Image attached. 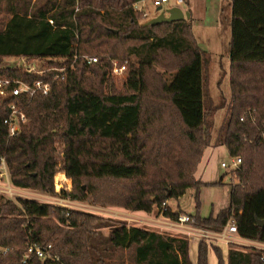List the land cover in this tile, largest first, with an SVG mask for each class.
<instances>
[{"label":"trees","instance_id":"obj_1","mask_svg":"<svg viewBox=\"0 0 264 264\" xmlns=\"http://www.w3.org/2000/svg\"><path fill=\"white\" fill-rule=\"evenodd\" d=\"M139 1L0 0L1 77L42 78L5 66V57L57 66L79 56L46 95L21 103L27 120L16 136L7 138L9 100L0 98V158L11 183L102 207L157 208L170 219L182 209L161 211L162 204L192 189L197 226L221 231L233 221L240 237L264 243L258 224L264 219V0L221 4L220 23L230 27L229 94L217 106L205 102L206 51L191 17L145 24L143 11L133 8ZM84 56L98 61L87 64ZM111 59L126 61L120 90L108 76ZM224 109L214 132L210 118ZM220 145L241 159L232 171L237 182L228 205L202 217L201 187L222 180L203 182L196 171L206 148ZM58 167L71 188L57 193ZM30 243L51 245L58 258L32 257L30 264H192L186 237L32 198H3L0 264H21ZM212 248L217 264H225ZM207 254L199 241L196 264H208ZM263 255L230 244L226 264H264Z\"/></svg>","mask_w":264,"mask_h":264},{"label":"rangeland","instance_id":"obj_2","mask_svg":"<svg viewBox=\"0 0 264 264\" xmlns=\"http://www.w3.org/2000/svg\"><path fill=\"white\" fill-rule=\"evenodd\" d=\"M32 3L36 0H31ZM174 3V0H169L168 3H164L163 8H167ZM139 7H143V9L147 12V17L143 20L146 22L149 18H152L158 14L156 10V6L152 4L151 1H146L145 4H138ZM184 7V5L182 4ZM221 28L215 30H205L207 33L198 34L200 31L194 29L195 36L197 38L199 46L206 51L205 63H204V89H205V102L206 104L212 105H219L223 101H226L229 94V84H228V66H229V59H228V42L230 39V27L227 25V22L224 21L221 23ZM202 38V39H201ZM204 38V39H203ZM200 40V41H199ZM22 57H5L2 63L7 67H15L17 66V61H20ZM118 61L117 59H112ZM111 63V60L109 61ZM109 78L112 80V85L115 90H120L122 87L123 80L125 78V73L120 75H115L111 73V68L108 72ZM105 91L110 90V87L107 83L104 85ZM216 110V109H215ZM225 113L224 110L214 111L213 115L211 116L210 120L213 122V131L215 132L220 122L223 119ZM231 156L228 154L226 148L222 145L220 146H208L204 152V155L201 159V162L198 165V170L196 173V177L203 181L212 183L219 179L222 180V184L215 185V184H208L201 190L200 193V208H199V215L204 216L211 212L210 210H217V208H223L228 205L229 203V190L231 184L237 182L235 175L232 173L230 168L222 167L221 162L230 163ZM6 163V162H5ZM13 184L10 181V174H9V181L6 179L0 180V200L3 198L8 199H16L17 197H38L35 196V193L41 194L44 202L53 204L58 203V199L56 198L58 195L54 194H47L41 191H36L29 188H21L16 187L22 190H15V193H10L6 191V188L11 187L13 189ZM70 190L71 188V180L65 176L63 170L58 167L57 171L54 175V190L55 192H59L60 189ZM15 189V187H14ZM13 189V190H14ZM18 193V194H17ZM193 190L189 189L180 199L178 200H170L168 201L167 205L173 209H178L180 207L181 213L184 214H195V206H194V199H193ZM20 195V196H19ZM40 195V196H41ZM3 197V198H2ZM77 202V203H76ZM56 205V204H53ZM71 208L83 210L87 212L88 209L93 210L92 207L98 208L96 211L97 213L91 212L102 217H112L117 218L115 216H111L107 214V211L110 212V209L106 207H102L98 204H91V203H84L79 201H71L70 203ZM76 206V207H73ZM85 209V210H84ZM107 209V211H106ZM158 218L161 217L159 215V211L157 208H154L151 212ZM162 218V217H161ZM129 224H137L147 227L149 229H154L161 231L164 228L155 227V225H151L149 223H140L138 221L133 220H126ZM153 221V219H152ZM165 222V219L161 220ZM172 235H179L186 237L189 239L190 237L184 233H179L176 230H167ZM179 233V234H178ZM231 237V236H230ZM228 237V240H230Z\"/></svg>","mask_w":264,"mask_h":264},{"label":"built area","instance_id":"obj_3","mask_svg":"<svg viewBox=\"0 0 264 264\" xmlns=\"http://www.w3.org/2000/svg\"><path fill=\"white\" fill-rule=\"evenodd\" d=\"M168 1L169 0H151L154 6L163 5ZM175 3L176 6L182 5L184 4V0H175ZM133 8L143 11V15L146 17V11L139 7L137 3L133 4ZM50 22L52 21L50 20ZM78 57L79 56L75 54L71 62L59 60V62L64 63L57 66L48 63L46 59L29 60L26 57H22L20 61H17V66L15 65V67L21 69L26 74H36L42 76V78H39L31 83L25 82L21 79L0 76V98L9 100L8 115L3 119V123L6 126L7 138L16 136L20 132L22 125L25 124L27 120L23 111V104L21 105V103L31 99L36 94L46 95L52 84L66 77L68 70L73 67V63ZM83 59L87 64L98 61L96 56H84ZM125 69L126 61L120 63L111 59L112 74H123ZM240 119L243 120V118ZM240 161V157H231L230 163L221 162V166L225 168L228 167L232 171L239 166ZM2 179L9 181V172L4 158H0V180ZM14 187L15 186H13V189ZM13 189L8 187L6 188V191L15 193L17 188L15 187V189ZM22 197L35 199L34 197H24L23 195ZM56 198L58 199V203L53 204L71 208L70 200L59 196ZM167 206V203L164 202L162 204L161 211H164ZM159 213L162 219H165V222H163L164 225L162 226L165 230H176L179 233H184L191 238H197L199 241H204L205 243H209L215 239H224L229 242L232 241L233 235H238L236 225L233 221H229L221 231H213L211 229L197 226L195 224V219L191 214L180 213L175 219H170L164 216L162 212ZM228 237H230V240H228ZM50 249L51 245H41L37 243L28 244L22 256L21 264H30L32 257H36L41 260H57L58 258L51 252ZM262 259L264 260V255L262 256Z\"/></svg>","mask_w":264,"mask_h":264},{"label":"crops","instance_id":"obj_4","mask_svg":"<svg viewBox=\"0 0 264 264\" xmlns=\"http://www.w3.org/2000/svg\"><path fill=\"white\" fill-rule=\"evenodd\" d=\"M146 1H151V0H142V1L137 2V4H139V3L145 4ZM222 3H223V0H184V4H183L184 7L182 5H178V7H180L183 11H189L190 12V17H191L192 23H193V31H194V29H196V30L200 31L198 34H201V33H207V32H205V30H215V29L221 28L219 16H220V7H221ZM162 6H164V4ZM172 6H176L175 0H174V3L170 6H167V8L172 7ZM157 7L158 6H156V9H157ZM142 9H143V7H142ZM194 34H195V32H194ZM196 40H197V38H196ZM197 170H198V168H197ZM196 173H197V171H196ZM203 188H206V187L202 186L200 189V193H201V190ZM17 190H22V189L17 188ZM35 194H36L35 196H38L37 198L34 197L36 200L44 202L43 199H40L42 197L41 194H38V193H35ZM73 207H76V206H73ZM106 208L110 209V212L107 211V209H106L108 215L118 217L121 220L126 221V220L131 219L133 221H138L140 223H143V225H144V223H149L151 225H155V227H157V228H158V226H159V228H162V226L164 225V223L161 221L162 218L159 216L157 218V217H155L154 214L151 217L152 213H145L143 211H129V210H125V209L119 208V207H106ZM92 209L93 210L88 209V211L95 212V213L99 212V211H96L98 209L96 207H92ZM94 209H96V210H94ZM219 209H221V208H217V210L211 209L210 213L215 215V213H217V211ZM175 210L176 209H173V211H175ZM206 216L207 215H204L202 217H206ZM152 219H153V221H152ZM131 225H137V224H131ZM137 226H142V225H137ZM161 231H167V230L161 229ZM188 241H189V244H188L189 259H190L192 264H196L197 244L199 243V240L197 238H194V237L191 238L190 237L188 239ZM230 244L236 245L237 247H240V248H245V247L251 248V247H253L256 249L264 250V243L254 241V240L245 239V238L240 237L239 235H233L232 241H229V242L225 241L224 239H215V240L207 243V246H208L207 263L208 264H217L216 254L214 253V250L212 248V247H217L220 250L221 255H222V259L224 260V262L226 264L227 252H228V249L230 247Z\"/></svg>","mask_w":264,"mask_h":264},{"label":"water","instance_id":"obj_5","mask_svg":"<svg viewBox=\"0 0 264 264\" xmlns=\"http://www.w3.org/2000/svg\"><path fill=\"white\" fill-rule=\"evenodd\" d=\"M158 14L145 22V24H157L160 22H169L181 19H188L190 17L189 11H183L178 6H172L168 8H163L162 5L158 6L157 9ZM259 225H264V219L258 220Z\"/></svg>","mask_w":264,"mask_h":264}]
</instances>
